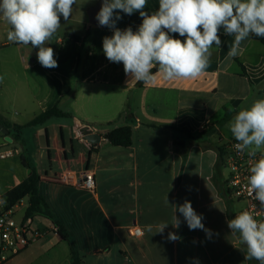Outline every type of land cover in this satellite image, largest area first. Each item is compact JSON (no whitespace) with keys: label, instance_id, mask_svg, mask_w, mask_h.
<instances>
[{"label":"crops","instance_id":"crops-1","mask_svg":"<svg viewBox=\"0 0 264 264\" xmlns=\"http://www.w3.org/2000/svg\"><path fill=\"white\" fill-rule=\"evenodd\" d=\"M80 1L76 0L68 20L61 16L55 41L45 45L54 50L56 68L41 66L31 45L9 41L10 26L0 21V53L21 52L29 58L20 60L22 90H15L12 97L17 110L8 111L0 99V120L23 126L56 104L69 114L22 129L15 143L19 153L0 160V206L4 194L29 176L21 164L23 156L38 172L41 195L85 264H253L245 259L246 245L227 226L246 203L226 191L228 174L224 155L220 162L219 153L222 149L225 154L235 140L228 127L233 117L255 100L264 99V44L250 36L242 42L239 55L229 58L234 36L222 30V46L211 49L212 57L201 76L165 80L157 70L154 80L140 86L125 74L122 63L106 58L102 41L113 30L87 26ZM97 2L87 0L86 8ZM158 6L159 0H147L144 11L151 14ZM117 12L122 19L116 27L121 30L142 23L138 12ZM80 24L84 26L81 33L77 31ZM88 29L92 36L78 60L80 44L64 36L85 35ZM125 125L132 129L129 147H115L104 139L105 132ZM84 126L100 134V139L86 141L80 132ZM167 126L192 133L211 126L213 132L192 140ZM51 127L59 128L58 133H51ZM181 140L185 147L178 150L174 142ZM92 146L96 152L87 166ZM84 170L94 174V191L74 183ZM66 173L71 181L62 180ZM185 200L203 214L202 223L212 230L211 238L203 230H189L178 210L175 215L181 225L178 229L172 226V205ZM161 222L169 223L163 235L155 227ZM149 224L152 232L145 228ZM133 226L141 229L140 237L128 233ZM29 227L40 235L2 264H71L69 242L59 236L51 220L33 217ZM169 232L181 239L167 240Z\"/></svg>","mask_w":264,"mask_h":264},{"label":"clouds","instance_id":"clouds-1","mask_svg":"<svg viewBox=\"0 0 264 264\" xmlns=\"http://www.w3.org/2000/svg\"><path fill=\"white\" fill-rule=\"evenodd\" d=\"M76 0H0V21L10 28L7 39L18 45L38 48L37 60L41 66L58 67L54 50L45 46L61 26V16L66 21L72 14ZM147 0H102L95 16L100 26L113 30L102 41L103 53L113 63H122L129 78L149 82L154 80V68L165 80L196 79L204 73L212 57L211 49L222 46L220 29L234 36L227 53L235 58L243 41L250 36L264 38V0H159L158 10L144 11ZM117 10L132 15L138 12L142 23L136 31L131 27L121 30L116 21L122 19ZM179 34L184 40L174 38ZM4 76L0 75V83ZM229 130L237 141L239 151H247L250 158H259L249 168L248 190L264 208V99L255 100L250 107L242 108L230 121ZM165 202L169 204L167 196ZM172 226L179 228L178 210L189 230H203L211 238L212 230L202 223L190 201L172 205ZM169 223L155 225L163 235ZM231 233L238 234L240 243L246 245V260L264 264V220H258L245 210L227 221ZM152 232L153 225L145 226ZM155 233V234H156ZM181 239L169 232L167 240ZM196 264H199L197 261Z\"/></svg>","mask_w":264,"mask_h":264},{"label":"trees","instance_id":"trees-1","mask_svg":"<svg viewBox=\"0 0 264 264\" xmlns=\"http://www.w3.org/2000/svg\"><path fill=\"white\" fill-rule=\"evenodd\" d=\"M139 26L131 27L133 31H136ZM223 29L221 28L220 31ZM220 33V32H219ZM174 38L184 40V37H180L179 34H171ZM92 36V31L90 29L87 30L85 35H76L72 33H66L65 38H68L74 42L80 44V50L78 52V60L81 59L84 51L86 43ZM254 41L260 42L264 44V38L251 36ZM34 48V47H33ZM37 52L39 51L38 48H34ZM243 68V67H242ZM158 68L153 69V73H155ZM244 72V71H242ZM144 82L138 81L137 85H143ZM69 114L63 112L58 105H54L52 108L43 111L36 115L30 122L26 125L20 126L15 124H9L0 120V124L5 126L8 131L10 137L13 139L14 143H17L21 138L22 129L26 127H35L45 123L47 120L51 118H67ZM172 130L178 132L179 134L185 136L188 139L196 140L202 139L204 137L210 136L213 132V128L204 127L200 133H192L187 128H177L173 126H167ZM104 139L112 146L115 147H129L132 144V129L130 125H125L121 127L113 128L103 135ZM174 146L178 150H183L185 147V143L183 140L174 142ZM96 152L95 147H91L87 154L86 164L89 165L91 156ZM224 155V151L220 149L219 153V161L222 162V157ZM21 164L24 168L30 170L29 176L19 183L18 185L14 186L10 190H8L1 199V206H0V216L13 209L18 203H20L23 199L27 198V207L24 211L23 220L31 219L33 217H42L48 220H51L54 225L57 227V232L59 236L69 242L70 247V263L71 264H85L84 258L79 254L73 242L69 239V235L67 230L63 226V224L55 219L49 205L45 201L44 197L40 193L39 183H40V176L36 169L30 164V162L25 158L21 157ZM234 216L231 217V219ZM253 264H259L258 261L252 260Z\"/></svg>","mask_w":264,"mask_h":264},{"label":"built area","instance_id":"built-area-1","mask_svg":"<svg viewBox=\"0 0 264 264\" xmlns=\"http://www.w3.org/2000/svg\"><path fill=\"white\" fill-rule=\"evenodd\" d=\"M236 143V140H232L224 154V166L228 170L226 191L230 197L246 203L242 211L247 210L258 220H264V208L260 207L254 195L249 192L247 185L249 168L260 154H257L255 158H250L247 151H239L235 147ZM18 153L19 150L10 135L6 136L0 132V160ZM61 178L64 181L73 179L68 173L63 174ZM74 183L84 190L94 191V174L89 170L81 171L77 174ZM15 213V210L11 209L0 216V264L19 254L40 235L38 232H31L30 219L23 220V217L17 219ZM128 233L134 237L142 235L141 229L136 226L129 228Z\"/></svg>","mask_w":264,"mask_h":264},{"label":"rangeland","instance_id":"rangeland-1","mask_svg":"<svg viewBox=\"0 0 264 264\" xmlns=\"http://www.w3.org/2000/svg\"><path fill=\"white\" fill-rule=\"evenodd\" d=\"M86 1L87 0H81L80 1V8L82 9L81 11H83L84 13V20H85V24L88 26L89 25V21H88V17H87V10L88 8H86ZM4 24V23H2ZM2 26V25H0ZM83 24L77 25V31H79V33L83 32ZM93 28V27H92ZM9 30V27H8ZM59 30H61V28H59L57 30L56 33L59 32ZM56 33L52 36V38L49 41H55L56 38ZM82 36V35H81ZM47 43V42H46ZM14 51H4L2 53H0V75L4 76V80L2 83H0V99H3V101L6 103L5 105H7L8 107V111L10 112H14L15 110H17V108H15L13 101H12V97H13V93L15 90H22L21 89V65H20V60L24 59L25 61H29L28 56L25 53H12ZM52 131H55L56 133H58L59 128L56 127L55 128H50V132L52 133ZM45 136V135H44ZM261 151H264V149H262ZM257 154H260L259 152ZM225 172L228 173V170L225 169ZM22 203L16 206V208H13L15 210V217L18 219V217L22 214L25 206L27 205V199H23L21 201Z\"/></svg>","mask_w":264,"mask_h":264},{"label":"water","instance_id":"water-1","mask_svg":"<svg viewBox=\"0 0 264 264\" xmlns=\"http://www.w3.org/2000/svg\"><path fill=\"white\" fill-rule=\"evenodd\" d=\"M101 4H102V0H98V2L94 6L90 7L87 10L88 21L93 26L103 27V26H100L98 24V21L95 19L96 14L98 13V11L101 8ZM0 132L6 136L9 135L8 129L5 126H3L2 124H0ZM80 132L83 135V138L90 143H94L100 139V134L93 133L92 130L89 128V126H84L80 130ZM28 174H30V170H28Z\"/></svg>","mask_w":264,"mask_h":264}]
</instances>
